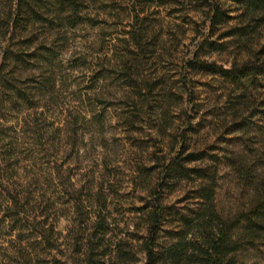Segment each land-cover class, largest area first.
Wrapping results in <instances>:
<instances>
[{"label": "rangeland", "instance_id": "374dc122", "mask_svg": "<svg viewBox=\"0 0 264 264\" xmlns=\"http://www.w3.org/2000/svg\"><path fill=\"white\" fill-rule=\"evenodd\" d=\"M201 2L0 0V63L17 88L8 96L21 88L30 97L10 105L12 98L0 99V144L13 182L20 183L19 174L49 182L56 206L51 217L66 237L72 200L106 198L111 233L105 244L110 251L123 240L136 258L128 264H146L140 208L173 147L184 144V156L199 158L190 168L217 171L215 203L225 216L250 204L249 182L264 176V88L243 93L219 71L245 57L226 37L240 22L239 4L226 1L230 12L210 30ZM263 44L264 28L253 49ZM59 166L67 176L64 192L56 174L43 173ZM170 184L164 198L172 232L179 229V214L198 207L200 179L191 172ZM196 224L178 245V264H196L200 256ZM162 236L166 247L179 238L175 232ZM9 238L0 230V247ZM237 255L238 264H264V245Z\"/></svg>", "mask_w": 264, "mask_h": 264}, {"label": "trees", "instance_id": "16d2710c", "mask_svg": "<svg viewBox=\"0 0 264 264\" xmlns=\"http://www.w3.org/2000/svg\"><path fill=\"white\" fill-rule=\"evenodd\" d=\"M18 1L20 4L23 0ZM226 1L229 0H202L199 5L208 11L205 24L209 25L210 30L222 24L230 12L223 8ZM231 1L239 4L240 8L236 11L241 13L238 17L240 22L226 37H231V42L245 57L241 60V65L235 61L230 68H219V71L233 87L241 88L246 93L250 87L264 88V44L253 49L254 41L264 28V0ZM72 4L76 7V3ZM20 17L26 19L24 14ZM206 39L208 38L204 39L205 42ZM133 40L137 47L143 49L138 32H134ZM202 46H207V43ZM3 59H9L8 55ZM199 63L207 64L205 61ZM211 65L216 71L217 66ZM4 70L5 62L2 61L0 99L17 90L12 88L11 78ZM19 89L14 97L8 96L9 99L12 98L6 100L8 105L25 103L30 99L25 90ZM245 95L241 94L242 99ZM36 125L38 126L37 123ZM35 132L39 133L38 130ZM2 149L0 144V230L11 238L1 244L0 264H128L136 259L131 251L123 247V240L114 243L113 250H107L105 243L106 237L111 233V216L105 212L108 209L106 198L97 203L81 197L72 200L70 204L74 216L69 220V237L63 236L51 217L56 206L46 189L49 182L46 179L42 181L37 175L26 181L25 176L19 174L20 183L15 185L9 155ZM185 149L184 144L179 148H172L163 165L158 186L148 193L149 200L140 208L145 210L143 216L146 219L145 234L140 244L146 264L180 263L181 250L178 245L195 222L201 234V253L195 260L196 264H238V252L264 245V176L257 182H249L254 191L250 204L236 214L225 216L215 203L217 171L187 166L199 158H191L195 157L194 153L184 156ZM191 172H196L200 179L197 190L198 207L179 214V229L172 231L178 235V242L166 247L162 241V233L172 232L167 228L169 207L165 204V191L171 185L170 181L190 177ZM43 173L47 176L56 174L60 190H66L64 179L67 180V176L63 166ZM95 207L97 210H93Z\"/></svg>", "mask_w": 264, "mask_h": 264}]
</instances>
